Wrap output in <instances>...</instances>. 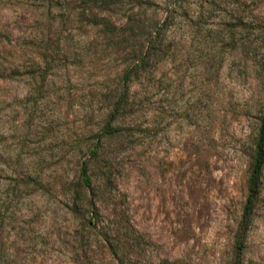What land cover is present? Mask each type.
<instances>
[{
    "label": "rangeland",
    "instance_id": "obj_1",
    "mask_svg": "<svg viewBox=\"0 0 264 264\" xmlns=\"http://www.w3.org/2000/svg\"><path fill=\"white\" fill-rule=\"evenodd\" d=\"M148 26L158 50L104 133ZM0 73V264L229 263L264 110V0H0ZM241 258L264 264V159Z\"/></svg>",
    "mask_w": 264,
    "mask_h": 264
},
{
    "label": "trees",
    "instance_id": "obj_2",
    "mask_svg": "<svg viewBox=\"0 0 264 264\" xmlns=\"http://www.w3.org/2000/svg\"><path fill=\"white\" fill-rule=\"evenodd\" d=\"M103 28L110 32L115 33L116 28L110 24L107 20L100 21ZM149 28V26L147 27ZM156 28V27H155ZM158 34L159 28L151 29L149 28L146 33V39L144 43V50L140 53L139 57L135 59L133 62L129 64V66L123 71L121 76V84H120V91L116 100L113 102L112 108L108 112V121L102 127V132L111 134L116 130L113 128L112 132L110 133L109 129V122L117 117V114L123 106L127 103L128 97V82L131 79L133 73L139 70L141 64H143L146 60H148L149 56L156 52L157 44H158ZM4 75L0 73V78ZM95 154V151H94ZM264 159V110L262 115L259 118V125L257 128V133L255 136V140L253 142V147L250 154V165L248 170V175L246 178V193L244 198V203L241 208L240 216L235 224V228L232 234V244H231V256L229 259L228 264H243L241 254L244 249L245 238L249 228V224L251 221V215L253 211V207L255 202L258 199L259 194V182H260V174L263 165ZM18 178H26V176L19 175ZM37 184V180H34ZM79 185L77 188L78 190L80 187H89L90 186V179L89 175L87 174V163L83 162L79 168ZM27 181H23L25 185ZM77 188H75V192H77ZM70 212L77 218L83 219V214L79 211L80 204L76 201L72 202V205L69 208ZM130 228V227H129ZM132 232V227L130 228ZM104 240V239H103ZM133 244L139 245L141 242V237L137 234L133 235ZM110 254H116L112 249H109ZM118 264H131V263H123L122 259H116Z\"/></svg>",
    "mask_w": 264,
    "mask_h": 264
}]
</instances>
